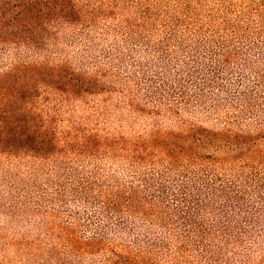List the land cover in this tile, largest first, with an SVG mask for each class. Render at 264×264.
Returning <instances> with one entry per match:
<instances>
[{"label": "trees", "instance_id": "obj_1", "mask_svg": "<svg viewBox=\"0 0 264 264\" xmlns=\"http://www.w3.org/2000/svg\"><path fill=\"white\" fill-rule=\"evenodd\" d=\"M135 7L134 17L116 14L115 26L153 55L144 84L119 83L100 63L18 58L0 68V164L50 166L49 203H59H34L39 233L0 226V264H264V0ZM91 9L89 0H0V46L42 50L66 27L95 24ZM98 96L89 117L73 115ZM119 107L169 114L180 126L111 128ZM195 109L224 111V125L182 118ZM244 118L257 128H243ZM8 203L0 212L31 220L24 201Z\"/></svg>", "mask_w": 264, "mask_h": 264}, {"label": "rangeland", "instance_id": "obj_2", "mask_svg": "<svg viewBox=\"0 0 264 264\" xmlns=\"http://www.w3.org/2000/svg\"><path fill=\"white\" fill-rule=\"evenodd\" d=\"M137 1L140 0H89L91 10L96 19L95 24L90 25L88 28L66 27L44 49L39 51H32L27 48L17 49L16 47L4 50L5 48L0 46V68H7L6 66L10 62L18 58H21V60L52 58L56 62L69 60L73 66L85 70H91L92 64L97 65L100 63L102 67L109 66L114 69L118 75L117 82L119 83L128 81L132 85L141 81V84H144V80L147 79V73H150V68L148 67H154L150 63V60L154 57L153 55L151 56L145 45L134 46L132 44L136 35L129 29V43L126 44L124 41L126 35L122 34L115 26L116 14L126 17L135 16L134 13L138 10L135 7ZM105 5L109 8V14H111L108 17L102 15L104 12L107 13ZM137 38H140L142 43L145 41L139 35H137ZM152 38L154 41L157 40V36L152 35ZM130 50H133V52L130 53ZM115 54H120L122 57L117 58L118 56H115ZM161 66L162 64H158L156 67L160 68ZM102 98L105 97H87L84 102L77 103V106L72 111L73 115L77 119L89 117L93 112L91 107L97 103H102ZM113 100L114 102L119 101L118 98H113ZM69 112V107L64 108V115L67 116ZM223 113L224 111H218L216 115L209 116L206 112L195 109L194 112H183L182 118L190 122L217 128L224 125L221 122L222 119H218L219 116L222 118ZM109 119L111 128L120 126L122 131L136 134H146L152 129L153 124L156 123L162 125L164 129L167 127L177 129L180 126L177 118L169 114H162L161 117L157 118L140 114L135 117L129 116L128 111L124 107L113 108ZM259 122L264 126V111L259 116ZM258 123L256 120H245V118L241 122L242 127L248 129L257 128ZM104 166L112 168L110 162H106ZM113 168L116 169L115 167ZM50 170V166H43L38 162L30 164H0V204H5L6 208L10 210L8 201L12 202L20 199L25 202L24 205L30 206L24 213L28 212L32 216L30 221H25L21 216L11 220L6 215V212H0V226L6 227L4 231L14 234V231L23 232L30 230L34 234L39 233L43 225L38 222L39 213L34 203L39 202L44 206L47 205V210L59 208L58 200H55L56 204L49 203V193L53 191L52 181L48 186L47 184L49 179H54L57 175L56 172L50 173ZM57 213L59 212L57 211ZM37 222L38 225L35 226ZM42 233L44 234L43 231ZM14 236L17 235L14 234ZM13 252L12 249L7 248L8 254H14Z\"/></svg>", "mask_w": 264, "mask_h": 264}]
</instances>
